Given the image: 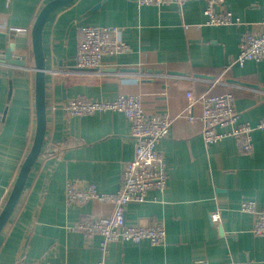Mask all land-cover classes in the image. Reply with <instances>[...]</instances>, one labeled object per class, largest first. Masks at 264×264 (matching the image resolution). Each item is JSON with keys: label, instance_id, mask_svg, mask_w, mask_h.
<instances>
[{"label": "crops", "instance_id": "0c3cea01", "mask_svg": "<svg viewBox=\"0 0 264 264\" xmlns=\"http://www.w3.org/2000/svg\"><path fill=\"white\" fill-rule=\"evenodd\" d=\"M50 1L0 0V211L33 142L31 28ZM225 3L239 26H205L202 0L160 8L138 7L135 0H75L48 16L42 30L45 137L0 232V264H264V238L250 233L252 218L239 211L244 200L264 203V131H253L248 155L230 137L205 146L201 123L180 117L190 91L231 93L240 122L256 126L264 118V59L233 63L242 35L256 31L264 19V0ZM11 26L27 32L8 33ZM80 26L118 28L127 52L103 58L98 71L75 68ZM119 95H137L147 115L173 119L157 145L166 166L165 190L149 192L145 202L130 203L124 212L126 224L139 218L161 222L166 236L160 246L111 243L102 255L100 237L85 239L68 228L108 216L112 206L89 201L67 207L65 186L84 182L103 194L117 192L121 164L134 155L129 124L121 113L70 117L61 104ZM194 112L200 114L199 105ZM213 212L220 214L218 225L209 219Z\"/></svg>", "mask_w": 264, "mask_h": 264}, {"label": "built area", "instance_id": "2783aa9c", "mask_svg": "<svg viewBox=\"0 0 264 264\" xmlns=\"http://www.w3.org/2000/svg\"><path fill=\"white\" fill-rule=\"evenodd\" d=\"M8 2V0H5ZM138 7L154 6L157 8L175 5L183 6L186 2L198 0H135ZM204 1L203 15L205 26H239L240 20L227 9L225 0ZM8 33H26L25 28L11 26ZM79 41L74 57L75 68L98 71L105 57H116L127 52V45L120 37V30L114 27L80 26L77 30ZM264 59V19L256 31L242 35L238 45V54L234 64L243 66L246 61L260 62ZM218 84L213 81L212 85ZM200 106L196 115L194 107ZM63 112L70 117L94 116L104 112L121 113L129 124V136L134 145V155L130 161L121 164L120 188L112 194H103L96 187L84 182H68L64 191V204L67 207H81L89 201L107 203L112 206L108 216L81 219L70 226V232L78 233L85 239L100 237L99 250L104 255L108 245L117 242L138 244L146 241L152 246H160L165 241V227L159 221L137 219L133 224H126L125 208L130 203H143L151 191L163 192L167 184L166 166L162 155L157 150L158 143L166 138L173 119L162 114L147 115L141 99L137 95H119L113 100H92L72 98L61 104ZM180 117L189 122H200L201 138L209 146L224 138H233L238 151L250 155L253 151L252 133L264 131V118L256 126L239 121V114L233 105L231 93L215 96L186 93V104ZM224 129L217 132L216 129ZM239 211L252 218L250 233L264 238V203L244 200L239 204ZM212 223L220 222L219 212L209 215ZM16 264H23L17 261ZM30 264H43L32 262ZM96 264H103L100 260Z\"/></svg>", "mask_w": 264, "mask_h": 264}, {"label": "water", "instance_id": "95a60500", "mask_svg": "<svg viewBox=\"0 0 264 264\" xmlns=\"http://www.w3.org/2000/svg\"><path fill=\"white\" fill-rule=\"evenodd\" d=\"M75 0H52L45 4L37 15L31 28L32 54L35 67L34 78V108L36 126L33 142L16 176L10 194L0 211V232L8 222L15 206L20 198L26 179L35 161L40 155L46 130V108H45V61L42 51V30L48 16L55 10L71 5ZM99 5L92 10H96ZM5 59L10 60V50H6ZM13 63H18L14 61ZM22 64V63H20ZM90 71V70H87ZM201 77V76H197Z\"/></svg>", "mask_w": 264, "mask_h": 264}]
</instances>
